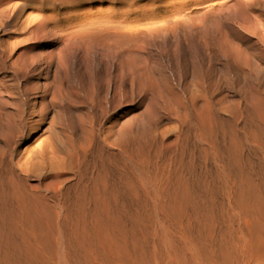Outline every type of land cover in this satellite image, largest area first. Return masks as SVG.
Segmentation results:
<instances>
[{
    "label": "bare ground",
    "instance_id": "obj_1",
    "mask_svg": "<svg viewBox=\"0 0 264 264\" xmlns=\"http://www.w3.org/2000/svg\"><path fill=\"white\" fill-rule=\"evenodd\" d=\"M221 1L0 0V27L7 33L5 41L12 45L30 41L41 28L53 27L58 32L56 41L64 45L122 46L140 41L147 30L180 28L190 19L193 3L214 10ZM235 50L239 56L241 53ZM195 82L204 92L192 94V105L183 91H174L172 86L151 98V106L145 111L147 120L142 125H136L133 119H121L126 114L121 105L127 94H120L121 98H112L106 107L99 101L95 111L90 107L85 112L90 129L67 119L62 144L50 138L38 149L29 148L21 162L8 153L7 193L19 209L16 216L22 220L25 216L28 223L38 225L48 249L44 264H264V220L260 210L244 198L246 194L237 178L227 173V146L218 147L213 142L215 117L218 115L219 125L223 119L221 109L206 93L209 82L204 77ZM45 95L37 97L43 99ZM56 97L61 94L55 93L58 103ZM251 106L255 112L260 110L264 118V98L256 96ZM119 111L122 113L117 115ZM242 115L240 111L235 119L236 128ZM2 120L0 101V135ZM4 120L7 132L12 133V122ZM164 120L177 124L159 129L157 126ZM190 134L202 145L204 167L202 163L200 167L207 171L208 156L215 165V174L203 190L207 197L204 199L209 201L206 215L211 213L213 221L221 220L223 224L220 257L208 241L209 233L194 235L185 226L182 204L171 201L170 165L158 161L162 148L176 149L180 140ZM1 141L0 136V203L5 197ZM59 147L65 155H58ZM96 155L112 165L118 164L125 178L127 168L132 170L135 182L126 180V188L144 192L150 204L149 216L143 223L137 222L130 229L119 222V217L111 218L104 197L107 190L99 178L104 173L95 172ZM84 160L90 166L83 180L79 171ZM181 181L178 187L184 198L189 189ZM79 183L85 186L81 192ZM1 209L0 205L3 222L6 218ZM50 214L54 218L49 219Z\"/></svg>",
    "mask_w": 264,
    "mask_h": 264
},
{
    "label": "rangeland",
    "instance_id": "obj_2",
    "mask_svg": "<svg viewBox=\"0 0 264 264\" xmlns=\"http://www.w3.org/2000/svg\"><path fill=\"white\" fill-rule=\"evenodd\" d=\"M219 5L211 10L205 4L193 3L190 19L180 28L147 30L140 41L122 46L64 45L56 41L58 32L53 27L41 28L30 41L12 45L5 41L7 33L0 27V136L5 190L0 205L6 218L0 222V264H44L48 251L38 225L28 223L25 216L23 220L16 216L19 209L7 193L9 152L16 162H21L29 148L38 149L50 138L62 144L67 119L90 129L85 112L90 107L95 111L99 101L106 107L112 98H121L120 94H127L121 105L126 114L121 119H133L136 125H142L147 120L145 111L151 106V98L172 86L174 91H183L192 105V94L204 92L195 82L200 77L209 82L206 93L221 109L223 122L219 125L218 115L215 117L213 142L218 147L227 146L226 171L237 178L246 194L244 198L260 210L264 220V118L260 110L255 112L251 106L256 96L264 98V0H223ZM235 49L241 53L239 56ZM56 92L61 94L56 97L58 103L54 100ZM44 94L43 99L39 98ZM240 111L243 115L236 128ZM4 119L12 122V133L7 132ZM176 124L174 120H164L157 127ZM187 137L176 149L162 148L158 161L170 165L171 201L182 204L185 226L194 235L209 233L207 240L220 257L223 224L221 220L213 221L211 213L206 215L209 201L204 199L207 197L203 190L215 174V165L208 156L207 171L201 168L202 145L192 134ZM64 153L59 147L58 155ZM94 159L95 172L104 173L99 178L107 190L104 197L111 218L119 217V222L130 229L137 222L143 223L149 216L150 204L144 192L126 188V180L135 182L132 170L127 168L125 178L118 164L112 165L101 155ZM88 165V160L81 164L83 180ZM181 180L189 189L184 198L178 187ZM82 188L84 184L79 183L80 192Z\"/></svg>",
    "mask_w": 264,
    "mask_h": 264
}]
</instances>
